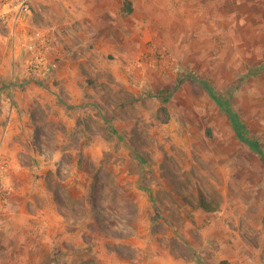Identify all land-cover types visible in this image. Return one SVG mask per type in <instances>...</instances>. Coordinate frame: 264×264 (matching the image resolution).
Instances as JSON below:
<instances>
[{"label": "rangeland", "instance_id": "rangeland-1", "mask_svg": "<svg viewBox=\"0 0 264 264\" xmlns=\"http://www.w3.org/2000/svg\"><path fill=\"white\" fill-rule=\"evenodd\" d=\"M122 1L0 20V264H264V0Z\"/></svg>", "mask_w": 264, "mask_h": 264}, {"label": "trees", "instance_id": "trees-1", "mask_svg": "<svg viewBox=\"0 0 264 264\" xmlns=\"http://www.w3.org/2000/svg\"><path fill=\"white\" fill-rule=\"evenodd\" d=\"M122 11L124 13H129L131 11L130 2L128 0H125L124 7L122 8ZM260 68H262V67L256 66L255 69H253V73L256 71H259ZM251 71L248 72L246 75H248L249 73H252ZM203 85L207 89L210 96L213 97L218 102L221 109L227 114L232 127L236 131V133H237L238 137L241 139V141L248 144L250 147H252V149L254 151L261 154V151H262L261 146L255 140H253V139L249 140V137L248 136L246 137V133L243 131L244 126L241 124V120L238 118L237 114L228 106L226 100L219 99L217 94L212 90V88H210L204 82H203ZM218 264H231V263L227 260H220Z\"/></svg>", "mask_w": 264, "mask_h": 264}, {"label": "built area", "instance_id": "built-area-1", "mask_svg": "<svg viewBox=\"0 0 264 264\" xmlns=\"http://www.w3.org/2000/svg\"><path fill=\"white\" fill-rule=\"evenodd\" d=\"M30 11L29 0H20L19 2H14L13 0L7 3V10H0V20L5 21L7 16L13 15L14 17H19L21 13H28ZM9 15V16H10ZM2 153H0V213L3 208V204L7 200L8 188L6 182L3 178V173L5 170V160Z\"/></svg>", "mask_w": 264, "mask_h": 264}, {"label": "crops", "instance_id": "crops-1", "mask_svg": "<svg viewBox=\"0 0 264 264\" xmlns=\"http://www.w3.org/2000/svg\"><path fill=\"white\" fill-rule=\"evenodd\" d=\"M129 2H130V6H131V9H132V2L130 1V0H128ZM124 2H125V0H123L122 1V3H121V5H120V11L121 12H123L122 11V8L124 7ZM131 12V11H130ZM129 12V13H130ZM21 21H22V18L20 19ZM20 21V23H23V22H21ZM7 67H8V65H7ZM6 67V75L3 73V72H1V70H0V87L2 86V83H4L5 82V77H7L8 78V74H9V70H8V68ZM1 89V88H0ZM1 92V91H0ZM1 153V152H0Z\"/></svg>", "mask_w": 264, "mask_h": 264}]
</instances>
